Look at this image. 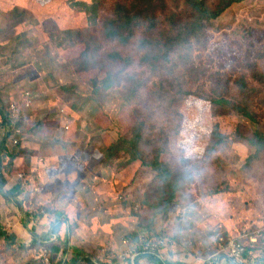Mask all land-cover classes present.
I'll return each instance as SVG.
<instances>
[{
	"label": "rangeland",
	"instance_id": "obj_1",
	"mask_svg": "<svg viewBox=\"0 0 264 264\" xmlns=\"http://www.w3.org/2000/svg\"><path fill=\"white\" fill-rule=\"evenodd\" d=\"M117 4L147 5L0 0V108L17 131L0 147V188L46 217L41 237L56 264L74 256L79 215L104 238L113 232L98 247L106 254L136 231L180 244L186 234L206 241L200 253H217L221 236L264 232V150L251 144L264 136V0L232 4L188 42L174 41L195 19L186 0H150L125 43L103 35ZM4 134L0 116V145ZM8 243L0 236V264H40L42 241L9 253ZM249 245L264 258L262 241Z\"/></svg>",
	"mask_w": 264,
	"mask_h": 264
},
{
	"label": "crops",
	"instance_id": "obj_2",
	"mask_svg": "<svg viewBox=\"0 0 264 264\" xmlns=\"http://www.w3.org/2000/svg\"><path fill=\"white\" fill-rule=\"evenodd\" d=\"M20 196L21 195H19L18 198H15L18 200V202L21 201V200L19 201ZM13 200L14 197L7 200L0 195V215L3 222V230L7 228L8 231L11 233V235H7V236L14 237L13 244L9 245L6 249L8 253H9V249L10 248L13 249L15 246L32 249L34 245H36L37 243L39 244V241H42V237H41L42 228L47 225L46 217H38L35 216V214H30L31 212L25 215V213H23V211L21 210V205L20 208H17ZM100 202L103 203L102 200H100ZM96 204L97 206H99L98 200L96 201ZM70 206L73 209L76 208L78 210H80V208L82 207L83 209L87 208L83 201L79 202L78 200L75 201L71 200ZM89 206H91L90 208L93 207V205L90 203ZM73 209H71L72 210L71 213L68 212V215L71 217H72ZM53 218L54 220L58 219L57 217L56 219L55 217ZM88 219L89 221L83 220L82 215H79L78 218L77 217L75 218V220L78 221L80 227L77 231H75L72 237L73 243L71 245H72V250L73 251L75 250V252L73 253L74 256H71L70 258L71 261L69 258L67 259V261H63L64 259L63 256L62 257L63 264H67V263L68 264H129L124 262H119L116 258V254L120 250V242L118 244L117 249H115L114 246L111 245L112 242L108 243L107 246L104 248V250L107 251V254L105 251H104L105 253H103L102 251L103 249L102 250L98 249V247H100V244L102 243L103 240L106 239L107 242H109V240L112 241L111 235L113 232H109L108 235H105L107 236V238L106 237L104 238L103 235L99 234L94 229L93 226L94 221L89 215H88ZM123 223L127 231H133L135 227V223H133L132 221L130 222L123 221ZM155 224L156 223H154V225ZM115 227L116 229L114 230L121 229L120 226H115ZM181 230L183 231L184 229L181 228ZM137 232L138 231L133 232L130 235L124 237H129V239H134L135 238L134 234L135 233L137 234ZM118 233L119 231L114 236H116ZM32 234L36 238L37 242L33 241ZM50 234H52L51 230L49 235ZM184 236L186 238L185 241L182 237H180L181 238L180 240L181 244H180L175 239V241L177 242L175 248H173L172 250L164 251V253L159 257L157 256L138 257L135 259L133 263L160 264V262L158 261H162V263L164 262L166 264H236L222 255H216L215 252L200 253L202 250L205 249L206 241L199 240V242L196 245L193 244V238L189 239V237H187L186 234ZM169 237L172 238L171 236ZM114 238L117 239L116 237H113V239ZM59 240H60V231L58 235L55 234V237L53 239L50 238V242L56 241L57 243V241ZM8 244L11 243L9 242ZM80 248H82L85 251V254L84 256L78 257L77 255L79 252L77 249ZM93 250L96 253V258H91L87 255L89 254V252L92 253ZM252 250L254 252H251ZM61 251L62 249H60V252ZM12 253L13 251L11 252V254ZM104 254L106 255L103 258ZM260 254L261 253L259 251H255L254 248H251L250 251H248V253L246 254L245 262L243 264H263L264 261L262 259L264 258Z\"/></svg>",
	"mask_w": 264,
	"mask_h": 264
},
{
	"label": "trees",
	"instance_id": "obj_3",
	"mask_svg": "<svg viewBox=\"0 0 264 264\" xmlns=\"http://www.w3.org/2000/svg\"><path fill=\"white\" fill-rule=\"evenodd\" d=\"M146 1V7L143 9L137 8L136 5L132 4L131 6H128L126 4H117L114 9V14L115 17L108 20L106 23L105 27L109 26L108 30H105L103 32V35L108 38V39H117L121 43H125L126 41L129 40V38L132 36L133 29L138 25V21L146 15V13H149V10L147 7H149V1L150 0H143ZM187 5L189 7L190 13L193 14L194 16V22L192 25H184V32L182 33H177L174 41L177 42L183 41V42H188L189 38L191 36H194L195 32L198 29H201L203 26L204 22H208L214 19H217L227 8H229L232 4L237 3L241 0H222L215 8H210L204 0H186ZM143 10V12H141ZM154 21V18H150L149 22L150 25L148 26L149 30L153 27H155V24H152ZM104 27V29H105ZM190 27V30H188ZM188 30V31H186ZM95 84V82H94ZM101 84L103 85V89H108L110 87V84L108 83V80L105 78L101 81ZM243 87L245 88L246 85L244 84ZM215 103L218 104H225V105H230V101L223 100V99H218V100H213ZM245 111V109L240 108V111ZM247 117H250V114L248 112H244ZM0 116L2 120V127H11L10 121L8 120V114L3 113L2 109L0 108ZM7 136V134H6ZM5 136V137H6ZM4 141L5 139L3 138L2 144L0 145L1 149L4 147ZM134 144H136V140H131ZM251 144L255 147L256 149V155L263 152L264 150V136L261 134H256L254 138L251 140ZM164 170L167 172V169L164 168ZM0 195L4 197L5 199L9 200L12 197L10 194H8L6 191L2 190L0 188ZM14 203L17 206V208H20L21 203L18 202L17 199L14 198ZM25 213V212H23ZM27 213H25L26 215ZM53 230H51L52 233H55L58 228V224L53 223L52 224ZM143 232V231H141ZM0 236L5 240L11 243L7 245H12L14 237L13 236H7L4 232L0 234ZM32 238L34 242L36 241V238L32 234ZM35 238V239H34ZM41 242V241H40ZM42 242H44L42 240ZM53 252L57 253L59 252V248L53 247L51 248ZM64 251H62V254ZM64 255V254H63ZM160 264H166L162 263V261H158Z\"/></svg>",
	"mask_w": 264,
	"mask_h": 264
},
{
	"label": "built area",
	"instance_id": "obj_4",
	"mask_svg": "<svg viewBox=\"0 0 264 264\" xmlns=\"http://www.w3.org/2000/svg\"><path fill=\"white\" fill-rule=\"evenodd\" d=\"M16 107L11 106V111L15 112ZM12 119V118H11ZM8 120L10 121L9 115ZM11 124V121H10ZM5 141L10 136V131L17 132L12 130V128H4ZM7 134V136H6ZM6 136V137H5ZM13 145L18 144L17 140H13ZM258 240L264 243V232L258 231L255 232L254 236L248 237L244 236L241 239H230L228 237L219 238V245L216 255H222L236 264H243L245 262L246 254L249 250V244H255ZM42 248L39 249L37 254V259L40 264H56L51 257V250L48 248V245H44L45 242H42ZM175 240L168 237L167 235H151L150 233L140 232L137 233L134 239H129L125 237L121 240L120 250L116 254V258L119 262L134 264L136 258L143 256H153L154 254H163L166 250H172L175 248ZM251 249V248H250Z\"/></svg>",
	"mask_w": 264,
	"mask_h": 264
}]
</instances>
